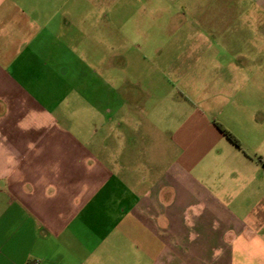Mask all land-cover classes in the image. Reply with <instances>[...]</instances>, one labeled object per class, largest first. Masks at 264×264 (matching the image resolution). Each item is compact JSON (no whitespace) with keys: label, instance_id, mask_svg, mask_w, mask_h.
Listing matches in <instances>:
<instances>
[{"label":"crops","instance_id":"obj_1","mask_svg":"<svg viewBox=\"0 0 264 264\" xmlns=\"http://www.w3.org/2000/svg\"><path fill=\"white\" fill-rule=\"evenodd\" d=\"M146 11L135 105L117 13L0 0V264H264V0Z\"/></svg>","mask_w":264,"mask_h":264},{"label":"rangeland","instance_id":"obj_2","mask_svg":"<svg viewBox=\"0 0 264 264\" xmlns=\"http://www.w3.org/2000/svg\"><path fill=\"white\" fill-rule=\"evenodd\" d=\"M154 5L155 0H100V18L103 24L108 23L109 16H111L110 14L112 13V10L113 12L117 13V30H111L109 32L106 28V31H101V56L102 58L104 57L107 59L109 58L108 54H111V56L115 55V57H118L116 67L120 69V67H125L127 65L128 69H132L131 74L133 75L140 71V86L138 85V83L131 84L130 87L131 90L133 89V93H130L129 96H126L127 98L129 97L131 103L135 105L138 103L135 95H133L134 93H136V90H140V102H143L144 98H146V95H144L146 93L144 91L145 87L162 89L170 86L169 80L164 78L162 79V77L157 74L158 71L156 72L152 64L143 63L140 61V68H137L139 64L137 61L138 59L136 60V58H139L142 55L150 56L153 54L156 55L163 53H174L173 47H160V51L157 52L156 49L159 47H154L152 45L140 46V28L143 27V23H145L147 19V17H143L142 15L143 13L147 12L146 10H151L152 8H154ZM109 9H111V11ZM150 31L152 35L153 31ZM109 33L111 35V44L114 45L110 48L111 52H109L106 42L108 41ZM167 34V32H161L160 35L161 37H165ZM155 75L157 76L158 80H154ZM171 81H175V78ZM191 81L192 79H182L180 80V84L182 85L183 90H186V92L189 91L192 94L194 90H191ZM182 89L180 90L181 92Z\"/></svg>","mask_w":264,"mask_h":264},{"label":"trees","instance_id":"obj_3","mask_svg":"<svg viewBox=\"0 0 264 264\" xmlns=\"http://www.w3.org/2000/svg\"><path fill=\"white\" fill-rule=\"evenodd\" d=\"M216 125L218 126V128L221 130V132L224 134V136L230 141L232 142L234 145L238 146V140L236 139V137L227 129H225L224 127H222L220 124L216 123Z\"/></svg>","mask_w":264,"mask_h":264}]
</instances>
